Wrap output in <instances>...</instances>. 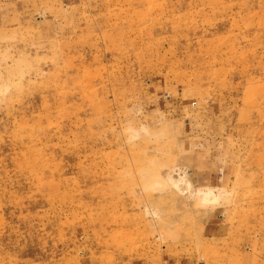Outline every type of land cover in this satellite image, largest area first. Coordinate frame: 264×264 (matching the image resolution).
Instances as JSON below:
<instances>
[{
	"label": "rangeland",
	"instance_id": "rangeland-1",
	"mask_svg": "<svg viewBox=\"0 0 264 264\" xmlns=\"http://www.w3.org/2000/svg\"><path fill=\"white\" fill-rule=\"evenodd\" d=\"M164 252L264 264V0H0V264Z\"/></svg>",
	"mask_w": 264,
	"mask_h": 264
},
{
	"label": "crops",
	"instance_id": "crops-1",
	"mask_svg": "<svg viewBox=\"0 0 264 264\" xmlns=\"http://www.w3.org/2000/svg\"><path fill=\"white\" fill-rule=\"evenodd\" d=\"M170 253H163L161 258H157V259H152L150 261L144 262L143 264H189L187 262L184 261H180V260H174V259H170V257L168 258L167 256H169ZM173 255V254H171ZM164 256V257H163Z\"/></svg>",
	"mask_w": 264,
	"mask_h": 264
}]
</instances>
